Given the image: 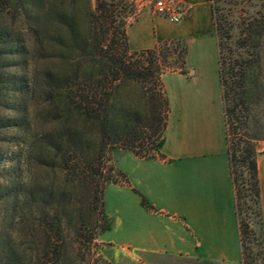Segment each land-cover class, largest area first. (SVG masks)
Segmentation results:
<instances>
[{"label": "trees", "instance_id": "obj_1", "mask_svg": "<svg viewBox=\"0 0 264 264\" xmlns=\"http://www.w3.org/2000/svg\"><path fill=\"white\" fill-rule=\"evenodd\" d=\"M208 1L216 37L241 262L264 264V229L256 165L257 143L264 141V137L250 133L255 109L264 104V11L261 4L250 2L244 19L239 16L228 18V15L237 13V9L225 11L220 4L224 0ZM256 6L259 8L255 9ZM136 13L134 0H55L51 6L48 0H0V18L25 20L37 56L34 61L28 59L26 47L15 42L14 49L9 53L16 56L14 67L17 71L6 74L0 69V133L3 129L12 132L13 139H0L4 147L12 146L9 155L0 146V158L11 156L8 157L11 160L5 157L3 165L6 168L4 171L10 175L2 183H6V190H9L7 195L14 196L17 201L28 200V183L21 179L20 170L32 159L37 143L46 149L40 154L49 159L50 164L56 162L68 179L72 175L86 185L93 181L96 184L97 177L101 176L95 158L97 152L85 146V135L80 131L87 124L94 125L102 136L110 138V144L119 142L121 136L127 138L123 145L140 158H153L154 153L151 152H158L163 144L168 117L167 99L158 80L161 70L158 60L163 58V63L168 64L172 71L184 74L187 48L182 40L171 39L157 41L149 49L130 52L126 28ZM51 45L60 50L66 71L64 75L45 74L44 94L50 100L51 109L67 117L68 125L54 140L47 141L37 140L30 131L25 104L30 85L25 79L27 72L23 75L19 69H27L29 61L33 62L32 67H38L43 53ZM171 51L175 52V56H171ZM147 80L153 87L148 95L142 91L144 87L140 88L139 96L141 100L145 98L147 104L143 102L139 103L142 108L137 105L127 110L118 108L117 111L112 98L118 90L117 86L127 81L145 84ZM62 81L64 83L59 85ZM139 127L145 130L148 127L157 141L144 153L136 150L133 143L139 139L135 136ZM71 151L78 155L69 159L67 154ZM50 164L45 165L52 168ZM43 192L48 202L45 204L52 206L42 205L40 223L29 233L38 241L33 264H69L68 259L76 258L82 249L91 256L93 242L98 235L95 231L97 220L92 215L77 212V222L72 229L69 228L64 191ZM102 196V189L94 192L95 200H102ZM141 202L144 204L143 199ZM75 205L71 207L76 208ZM107 229L109 225H105L100 232ZM0 258L4 264L14 260L16 264H26L31 260V257L25 259L24 255L21 261L18 260L17 252L8 242L0 244ZM98 260L111 264L101 258Z\"/></svg>", "mask_w": 264, "mask_h": 264}, {"label": "rangeland", "instance_id": "obj_2", "mask_svg": "<svg viewBox=\"0 0 264 264\" xmlns=\"http://www.w3.org/2000/svg\"><path fill=\"white\" fill-rule=\"evenodd\" d=\"M54 1L48 0L49 6L54 4ZM250 2L261 4V9L264 11V0H224L220 4L224 7L225 11L227 9H237V13L231 16L228 15V18L239 16L240 19H244ZM151 3L152 0H149L148 5L152 11ZM258 8L259 6H256L255 9ZM138 9L139 6L137 5ZM157 18L155 22L158 28L157 33L159 34V38L165 36V38L180 39L187 48L183 69L184 75L189 77L188 79L180 77L177 74H171L179 72L178 70L172 71L168 64L163 63V58L159 57L158 60L161 68L158 80L159 85L163 86L167 99L168 118L169 115L171 119L176 118L183 112L189 115L205 114L208 118L212 115L213 119H215L214 137H218V140L221 142L224 134V118L222 114L223 108L217 64L216 37L212 26L208 23L206 26L207 29L203 33H196L192 28L187 29L189 26L183 29L180 23H173L162 16H157ZM134 20L132 19V22ZM140 21H143L142 33L144 39L152 42L154 33L150 19H140ZM9 22H12L11 25L8 24ZM4 27L6 30H4ZM31 41V31L27 28L24 19L10 20L0 18V69L6 74H13L14 71H17L16 67H14V63H17V60L14 59L16 56L9 53V51L14 49L13 44L15 42H19L23 47H26V57L34 61L37 56ZM52 45L43 53V57L40 60L41 63L38 67H32L31 63L33 62L29 61L27 69H19L23 75L27 72L25 79H28L30 86L25 104L30 120V131L36 136L37 140H54L55 136L61 132L63 127L68 125L67 117L62 112L53 111L51 109L52 107L49 106L50 100L44 94L45 74L49 72L53 75H64L66 71L62 56H60V50L52 47ZM130 52L133 51L130 49ZM171 52V56H175V52ZM262 56L264 69V38ZM63 83V81L59 82V85ZM262 83H264V78ZM142 87H144L143 90L140 89ZM151 87H153V84L149 80L145 81V84L131 81L119 84L117 86V92L112 97L114 99L113 102L116 103L117 111L119 110L118 108L123 107L127 110L131 106L137 105H140L139 107L142 108V104L139 103L145 102L147 104V100L145 98L142 100L139 98L140 90L147 92L148 95ZM9 102L11 104L13 103L11 100ZM194 122L197 123L199 121L194 120ZM83 123L81 122L80 124ZM251 123L250 133L264 137V104L259 105L255 109L254 116L250 121ZM140 129L142 128H137L135 132V136L139 139L133 143L136 145V150L144 153L147 149L153 147L157 141H155V137L152 136V132L148 127H146V130ZM81 130L85 135L83 141L85 146L89 150H94L95 153L97 152L95 158L97 164H99L101 176L97 177L96 184L93 181L86 185V182H81L72 175L68 179L60 171V167H57L56 162L54 165L50 164V160L40 154V152L43 154V151H46V149H43L40 143H37L32 154V159L20 170L21 179L28 183L30 196L24 202L17 201L14 199V196L7 195V191L9 190H6V183L2 185L10 177L9 172L4 171L6 169L3 167L6 162L4 159L11 156H1L0 158V244L2 242L10 243L17 252V257L20 261L23 255L25 259H30L31 257V260L27 261L26 264H33L35 260V246L38 241L35 240L36 236L32 237L29 233L40 223L42 205L48 203L45 200V196H43V191L47 192L49 190H54L55 192L59 190L64 191V199L67 203L65 213L68 216L67 222L69 224H67L69 228L72 229V226L76 224L78 219L77 215L79 214L77 212H81V215L85 216L92 215L97 220L95 231L98 235L93 242L94 246L92 247L93 252L91 256L82 249L76 258L68 259L69 264H103L101 260H98L99 258L113 264L112 260L116 256L125 254L142 255L140 248L132 247L131 244L134 242L126 235L125 229L126 226L133 228L135 231L134 235L138 237L137 240L142 239L143 233L149 225L148 219L144 215L133 212L128 207L129 200L127 201L125 197L126 194L132 195L133 197L139 196L141 199H144L145 196L138 189L118 193L111 190L112 188L116 189L127 184L124 171L133 164L131 159L125 160L127 156L133 154L123 145L124 141H127V138L121 136L122 139L119 142L110 144L111 139L102 136L94 125L87 124ZM11 133L6 132L4 129L1 130L0 139L8 140L10 138L9 141H13L11 139ZM187 138H189L188 134ZM262 142L257 143V148L260 147ZM4 145L0 144L1 147H4ZM2 149L5 151V154L9 155L11 154L12 146H9V148L5 146ZM151 153L156 154L155 152ZM77 155V152L71 151L68 152L67 157L70 159ZM47 163L48 165H52V168L45 165ZM59 187L61 188L59 189ZM100 189H102L103 193L102 200H95L94 192L96 190L100 191ZM181 189L177 192L178 194H182ZM159 190L160 188L157 187V192ZM156 199L154 206L158 209L162 206V203L158 197ZM72 203L76 204L74 206L76 208L71 207L74 205ZM51 206L46 205L49 208ZM109 213H112V215L110 216ZM105 225H109V229L100 232V229L105 227ZM125 244L131 247L129 248ZM16 263L14 260L10 264ZM0 264H4L1 262V258Z\"/></svg>", "mask_w": 264, "mask_h": 264}, {"label": "crops", "instance_id": "obj_3", "mask_svg": "<svg viewBox=\"0 0 264 264\" xmlns=\"http://www.w3.org/2000/svg\"><path fill=\"white\" fill-rule=\"evenodd\" d=\"M134 2L139 9L126 28L129 48L149 49L157 41L171 40L159 38L155 22L158 15L150 10L149 0ZM184 3L183 21L179 22L183 29L189 26L187 29L203 33L209 23L214 30L208 0ZM140 19H150L152 42L144 39ZM171 74L189 78L176 72ZM214 125L212 115L208 118L205 114L183 112L173 119L169 115L163 144L153 158L127 156L125 160L133 161L126 171L122 168L127 184L111 190L118 193L138 189L145 196L144 204L139 196L126 194L125 199L133 212L147 217L149 225L139 240L134 229L126 226V235L135 243L132 247L140 248L142 255L116 256L113 264H242L225 125L221 142L214 137ZM256 165L264 229V142L258 148ZM180 188L182 194L177 193ZM156 197L162 203L158 209L154 206Z\"/></svg>", "mask_w": 264, "mask_h": 264}, {"label": "built area", "instance_id": "obj_4", "mask_svg": "<svg viewBox=\"0 0 264 264\" xmlns=\"http://www.w3.org/2000/svg\"><path fill=\"white\" fill-rule=\"evenodd\" d=\"M152 12L173 23H179L185 12L184 0H152Z\"/></svg>", "mask_w": 264, "mask_h": 264}]
</instances>
